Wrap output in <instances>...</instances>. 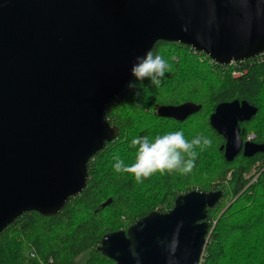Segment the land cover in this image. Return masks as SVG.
<instances>
[{
	"label": "water",
	"instance_id": "1",
	"mask_svg": "<svg viewBox=\"0 0 264 264\" xmlns=\"http://www.w3.org/2000/svg\"><path fill=\"white\" fill-rule=\"evenodd\" d=\"M158 40L221 64L249 59L264 52V0H0V232L23 212H59L86 187L89 159L119 133L107 104ZM198 109L189 101L157 106L179 120ZM257 111L235 98L210 114L228 160L264 152V143L241 136L240 122ZM222 196L181 193L169 210L105 233L99 249L117 264H201L207 209Z\"/></svg>",
	"mask_w": 264,
	"mask_h": 264
},
{
	"label": "trees",
	"instance_id": "2",
	"mask_svg": "<svg viewBox=\"0 0 264 264\" xmlns=\"http://www.w3.org/2000/svg\"><path fill=\"white\" fill-rule=\"evenodd\" d=\"M151 51L169 64L160 87L137 81V95L127 84L107 104V118L119 133L89 159L86 187L53 215L26 211L5 227L0 264H117L99 249L105 233L126 229L153 210H169L178 195L193 189L223 190L207 209L210 233L201 264H264V169L254 181L247 176L264 167V152L228 160L221 148L225 137L210 123L218 103L246 99L258 111L240 122L241 136L246 140L253 132L252 140L264 143V52L221 64L181 41L158 40ZM188 101L199 109L183 120L157 112L159 105ZM175 131L188 141L198 135L212 140L210 147L195 148L191 173L156 172L140 183L114 170L116 155L126 165L135 162L134 138L154 140Z\"/></svg>",
	"mask_w": 264,
	"mask_h": 264
},
{
	"label": "clouds",
	"instance_id": "3",
	"mask_svg": "<svg viewBox=\"0 0 264 264\" xmlns=\"http://www.w3.org/2000/svg\"><path fill=\"white\" fill-rule=\"evenodd\" d=\"M169 69L168 62L159 54L154 55L151 50L143 56H137L132 65L131 74L135 78L129 81L128 88L137 90V81L149 80L152 85L159 88L165 72ZM139 95V91L136 92ZM137 147L135 162L126 165L116 155L114 157V170L116 172L134 175L137 182L142 183L156 172H179L187 175L195 168L197 159L196 147H210L212 140L206 136L198 135L188 141L182 131L169 132L149 140L147 136L137 137L131 141ZM176 240L173 239L168 247L175 251ZM171 264V261H170Z\"/></svg>",
	"mask_w": 264,
	"mask_h": 264
},
{
	"label": "rangeland",
	"instance_id": "4",
	"mask_svg": "<svg viewBox=\"0 0 264 264\" xmlns=\"http://www.w3.org/2000/svg\"><path fill=\"white\" fill-rule=\"evenodd\" d=\"M264 167L262 166H255L252 170L251 174H248V177H251V181L256 180L257 176L263 171ZM256 176L255 179H253ZM209 237V236H208ZM79 262H82V260H79Z\"/></svg>",
	"mask_w": 264,
	"mask_h": 264
},
{
	"label": "built area",
	"instance_id": "5",
	"mask_svg": "<svg viewBox=\"0 0 264 264\" xmlns=\"http://www.w3.org/2000/svg\"><path fill=\"white\" fill-rule=\"evenodd\" d=\"M235 61V60H234ZM239 61V60H238ZM233 62V61H232ZM255 136V134L253 133V132H251L249 135H247V137H246V140H252L253 139V137ZM256 178V176L253 178V179H255ZM33 254V253H32ZM201 262H202V258H201Z\"/></svg>",
	"mask_w": 264,
	"mask_h": 264
}]
</instances>
